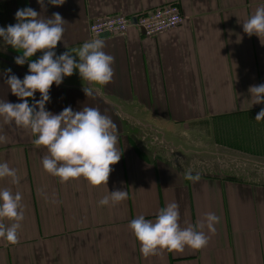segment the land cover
<instances>
[{
    "label": "crops",
    "instance_id": "obj_1",
    "mask_svg": "<svg viewBox=\"0 0 264 264\" xmlns=\"http://www.w3.org/2000/svg\"><path fill=\"white\" fill-rule=\"evenodd\" d=\"M170 3L185 16L176 28L149 36L131 27L99 38L115 58V74L107 85H92L99 88L94 97L82 90L88 85L78 70L50 89L47 111L87 105L117 124L122 156L107 185L92 187L82 178L61 184L43 170L46 149L32 143L30 131L0 118V135L7 137L0 143V163L20 177L18 185L0 180V189L21 192L24 209L36 204L34 214L25 215L19 243L0 240V264H264V153L255 151L253 141L245 148L214 138L231 117L238 129L242 116L256 117L264 109V103L252 104L249 92L264 84V37H249L242 26L264 0H65L61 6L44 0L43 8L37 0H0V27L14 25L15 13L25 7L45 18L59 13L65 32L54 51L74 55L92 40V20L136 16ZM21 54L0 38V99L11 103L22 101L7 77L29 74L27 62L15 63ZM40 98L36 92L29 104ZM135 129L163 130L189 146L176 140L178 149L169 158L146 156L136 148ZM189 170L200 175L198 182L185 178ZM115 190H126L128 198L115 206L98 204ZM168 203L179 205L181 227L215 213L216 233L202 250L144 258L129 222L140 215L155 220Z\"/></svg>",
    "mask_w": 264,
    "mask_h": 264
},
{
    "label": "clouds",
    "instance_id": "obj_2",
    "mask_svg": "<svg viewBox=\"0 0 264 264\" xmlns=\"http://www.w3.org/2000/svg\"><path fill=\"white\" fill-rule=\"evenodd\" d=\"M53 6H61L65 0H48ZM44 7V0H37ZM16 23L0 27V38L22 53L15 58L17 65L28 64L29 74L21 80L9 75L6 84L19 103L0 99V118L6 124H14L20 129L29 130L34 137L32 143L46 149L42 157L43 170L58 178L61 184L84 179L92 187L107 185L112 166L121 159L117 148L118 127L113 119L103 114L99 108L85 105L82 110L73 111L65 107L59 114L47 111L45 105L50 101L53 84L59 86L64 77L78 70L79 76L88 86L83 87L86 96L94 97L99 88L114 77L112 65L114 56L104 51L105 42L96 38L86 41L73 55L66 51L57 55L54 51L63 41L65 20L59 13L45 18L30 7L18 9ZM243 31L249 37H264V6L257 7L254 13L242 23ZM262 43V41H261ZM264 44V43H262ZM43 54L36 60L31 58L38 52ZM78 57V60H77ZM11 73V69L6 70ZM40 93V99L29 104V98ZM252 104L264 103V84L250 86ZM256 121L264 120V109L256 115ZM0 143H7V137L0 135ZM185 178L198 182L200 175L191 170ZM0 180H9L12 185L20 183L18 171L7 162L0 163ZM128 198L126 190H115L98 201L100 206H115ZM23 196L10 188L0 189V240L10 245L19 243V231L25 219ZM220 217L206 213L195 225L181 227L179 205L168 203L159 209L155 220L137 216L129 222V229L140 244L144 258L159 255L162 251L183 252L185 248L202 250L216 233ZM207 229V233L204 229Z\"/></svg>",
    "mask_w": 264,
    "mask_h": 264
},
{
    "label": "rangeland",
    "instance_id": "obj_3",
    "mask_svg": "<svg viewBox=\"0 0 264 264\" xmlns=\"http://www.w3.org/2000/svg\"><path fill=\"white\" fill-rule=\"evenodd\" d=\"M229 123L231 124L227 125L223 131L217 133L218 135H216L215 132L214 138H216L218 141L225 140L232 144L237 141L245 148L249 147L251 141H253L252 145L255 146V151L257 148L258 152L263 155L264 120L258 122L255 120V115H253V117L244 115L239 119L241 128L238 129L235 128L234 116L229 119ZM134 133L137 150L143 155H152L154 158H169L170 156L174 155L178 149L177 146H174V144L177 142H182L180 136L171 135L169 138L164 134L163 130L135 129ZM182 143L185 146H189L187 142ZM253 167L256 168V166ZM35 205L36 204H30L27 209H24L25 215H33ZM41 210L42 209H39V213H41ZM36 212L38 214L37 208Z\"/></svg>",
    "mask_w": 264,
    "mask_h": 264
},
{
    "label": "built area",
    "instance_id": "obj_4",
    "mask_svg": "<svg viewBox=\"0 0 264 264\" xmlns=\"http://www.w3.org/2000/svg\"><path fill=\"white\" fill-rule=\"evenodd\" d=\"M184 19L180 6L177 3H170L136 16L118 14L96 18L90 22L89 32L90 37L96 39L107 34H123L129 28L137 27L151 36L176 28Z\"/></svg>",
    "mask_w": 264,
    "mask_h": 264
},
{
    "label": "water",
    "instance_id": "obj_5",
    "mask_svg": "<svg viewBox=\"0 0 264 264\" xmlns=\"http://www.w3.org/2000/svg\"><path fill=\"white\" fill-rule=\"evenodd\" d=\"M144 32V31H143Z\"/></svg>",
    "mask_w": 264,
    "mask_h": 264
}]
</instances>
